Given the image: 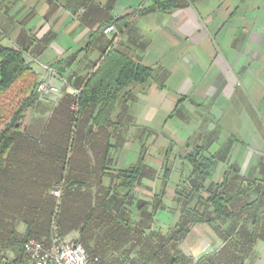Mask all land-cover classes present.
<instances>
[{"label":"trees","instance_id":"obj_1","mask_svg":"<svg viewBox=\"0 0 264 264\" xmlns=\"http://www.w3.org/2000/svg\"><path fill=\"white\" fill-rule=\"evenodd\" d=\"M178 3L156 0L153 5L167 12ZM151 75V68L111 48L82 81L78 93L66 95L52 111L35 139L28 137L23 118L36 103L33 89L38 77L21 50L0 48V264H27L23 244L31 239L42 242L51 229L58 240L78 232L79 241L91 259L98 258V264H125L123 259L104 261L107 254L121 251L126 257L136 255L130 264H245L254 245L264 241V160L261 178L247 181L225 173L214 188L204 189L198 183L177 190L183 201L177 224L167 235L154 233V214L134 199L138 180L153 172L145 166L142 153L125 170H114L111 157L117 144L111 119L117 100L129 85L144 83ZM189 165V180L204 177L213 159L199 148ZM41 186L52 199L57 197L51 190L59 191L58 199L66 198L70 207L77 205L62 228L58 214L40 198ZM133 208L142 220L139 224H132ZM232 217L239 221L231 233L221 234L222 246L216 252L194 259L180 250L193 227L217 228ZM18 224L26 228L16 238ZM9 244L18 248L11 260L3 254Z\"/></svg>","mask_w":264,"mask_h":264},{"label":"crops","instance_id":"obj_2","mask_svg":"<svg viewBox=\"0 0 264 264\" xmlns=\"http://www.w3.org/2000/svg\"><path fill=\"white\" fill-rule=\"evenodd\" d=\"M154 1L0 0V48L21 50L24 56L30 55L58 73L51 78V83L59 88L53 96L55 99L36 100L41 109L37 118L41 122L31 120L27 126L35 137L40 135L48 120L43 109L51 106L53 111L66 95L75 96L82 81L95 71L111 48L152 69L146 82L131 84L123 91L111 118L117 137L113 139L116 148L111 152L113 169L125 170L135 165L142 153L145 166L153 172L152 176L138 180L134 194L136 202L147 204L154 214L152 227H155L158 215L163 220L174 221V226L177 224L183 203L177 197V190L198 183H202L204 189L214 188L222 183L225 173L244 180L261 178L260 166L264 160L263 154L242 146L233 135L221 139L219 132L215 134L217 125L214 120L212 127L197 134L202 122L198 125L199 117L192 104L185 110H190L196 121H186L189 130L180 139L178 147L182 148V154L177 149L170 151L171 143L168 148L155 147L157 140L165 142L169 139L159 136L158 131L151 129L152 125L160 121L166 124L175 115L184 120L185 114L179 113L178 109L187 103L188 94L201 93L215 99L221 89L214 87L216 82L204 90L199 88L203 75L199 65L203 66L201 62L210 55L200 47L205 37L197 20L183 15L190 3L179 0L174 9L160 12L153 5ZM109 26H115L118 34L105 35L103 30ZM108 42L114 46L102 53ZM32 69L38 79L46 76L39 68ZM222 88L223 93L229 94L228 84H222ZM146 134L148 139L151 134H158L151 141L153 150L146 151L142 147L139 153L138 147H131V142L144 141ZM199 148L213 159V165L204 177L189 180V160ZM159 202L161 207L152 210V206ZM171 204L180 207L174 215L169 214ZM238 221V217H232L225 223H218L217 228L197 225L181 243L180 250L194 259L212 254L222 246L221 234L231 233ZM245 264H264V241L254 245Z\"/></svg>","mask_w":264,"mask_h":264},{"label":"rangeland","instance_id":"obj_3","mask_svg":"<svg viewBox=\"0 0 264 264\" xmlns=\"http://www.w3.org/2000/svg\"><path fill=\"white\" fill-rule=\"evenodd\" d=\"M183 15L188 18L194 17L197 20L200 25L199 29L205 37L200 47L210 55L206 57L203 63L201 62L203 66L199 65V69L203 73L199 88L204 90L207 86L216 82L217 85L214 87L221 89V93L215 99L211 98V96H202L201 93L199 95L196 93L188 94L187 103L184 107L178 109V112L184 113L187 119L181 120L179 116L175 115L166 124L160 121L151 126V129L155 132L158 131L159 136L167 137L171 141L168 142L169 140H166L165 142L162 141V143L157 140V146L155 145V147L167 146L166 148H168V144L171 143L169 146L170 151L174 152L177 149L178 153L182 154V148L178 147L181 145L180 139L189 130V126L185 125L186 121L192 123L196 121V118L192 115L193 113L188 109L186 110L190 113L185 110L187 105L190 106L192 104L195 106V114L199 117L197 121L198 125L202 122L201 129H199L197 134L204 133L205 128L212 127L215 121V125H217L215 134L218 135L220 133L221 139L225 140L227 136L233 135L242 146L246 145L253 152L258 151L264 155V0L198 1L194 5L189 4ZM113 27L115 30L110 34L111 36L117 35L119 31L115 26ZM112 46L114 45L108 42L107 46L102 49V53ZM27 56L32 57L30 55ZM211 63L212 65L210 66L209 64ZM222 84H228L229 94L222 92ZM35 88L33 89L34 94ZM214 105H217V107ZM39 107L35 103L25 114L23 118L25 127L29 126L31 120L35 123L41 122L37 118L40 117L39 111L41 109ZM43 111L47 118L52 114L51 106H46ZM220 118L221 120H217ZM158 134H151L149 139L146 134L143 138L144 141L139 142L135 140L131 142V147H138L139 153L142 147L146 151L147 149H151L150 151H152V138ZM27 135L30 138H35L34 134L30 133V131L27 132ZM254 155L256 158V154ZM108 182H110L109 177L104 181L106 186ZM38 190L41 195L39 197L45 200V207L53 208V212L58 214L59 226L62 228L65 219L72 216L71 213L76 210L77 205L74 204L70 207L66 198L58 199L59 197L55 196L54 191L51 190V194L57 197L55 200L52 199L49 195V190L45 187L41 186ZM169 207V211H171L169 212L170 215H174L176 211L178 212L177 209H180L179 205L174 204L169 205ZM131 210L133 212L131 217L132 224L142 222L135 209ZM156 219L155 227L151 226L154 233L159 232L160 234L167 235L174 227V221L172 220H163L159 215ZM25 228L23 224L17 225L15 228L16 238L25 234ZM149 233L146 232L145 235L149 236ZM15 236L13 237L15 238ZM65 237L79 239V234L78 232H72ZM45 239H47V242ZM55 241L56 234L52 229L49 236L42 239L43 243H47L45 246L51 245ZM17 249L16 246L9 244L4 249L3 254L8 260H11L16 257ZM135 258L136 255L130 254L126 257L121 251L107 254L104 261L123 259L125 264H130V260Z\"/></svg>","mask_w":264,"mask_h":264},{"label":"built area","instance_id":"obj_4","mask_svg":"<svg viewBox=\"0 0 264 264\" xmlns=\"http://www.w3.org/2000/svg\"><path fill=\"white\" fill-rule=\"evenodd\" d=\"M114 27L109 26L103 30L105 35L114 32ZM25 61L32 68H39L46 76L38 79L35 88V96L39 99H55L53 97L59 92V88L51 83V78L57 76V70L41 64L37 60L25 55ZM54 195L59 197L60 192L55 191ZM23 252L28 257L27 264H98V258H90L82 243L77 238L64 237L56 239L55 243L45 246L34 239L26 241Z\"/></svg>","mask_w":264,"mask_h":264}]
</instances>
